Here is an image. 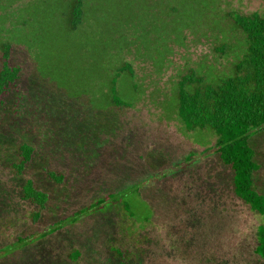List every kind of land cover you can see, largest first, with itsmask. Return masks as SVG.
<instances>
[{
    "label": "rangeland",
    "instance_id": "rangeland-1",
    "mask_svg": "<svg viewBox=\"0 0 264 264\" xmlns=\"http://www.w3.org/2000/svg\"><path fill=\"white\" fill-rule=\"evenodd\" d=\"M182 1L176 17L194 22L182 30L179 42L170 39L174 33L181 36L176 19L171 33L157 12L165 10L164 0L157 1V9L153 0H83V20L72 29L64 13L67 0H7L10 12L0 13L4 29L22 8L9 56L22 68L20 90L27 83L31 43V53L40 50L43 73L56 66L69 93L87 91L90 104L103 108L100 90L113 77L117 96L127 104L112 107V132L100 134L80 155L38 152L33 158L25 175L48 194L39 212L19 198V186L0 159V246L106 192L135 185L139 193L131 188L121 199L127 221L117 205L109 204L0 256V264H264L253 252L255 229L264 217L234 196L231 172L213 150L214 134L184 129L174 105L181 76L191 73L206 84L229 72L242 35L227 14L264 16V0ZM31 132L27 120L0 116V134L21 139ZM248 142L258 164L253 185L264 193V130ZM34 165L62 173L65 180L55 184L35 176ZM72 250L78 252L73 259Z\"/></svg>",
    "mask_w": 264,
    "mask_h": 264
},
{
    "label": "trees",
    "instance_id": "trees-1",
    "mask_svg": "<svg viewBox=\"0 0 264 264\" xmlns=\"http://www.w3.org/2000/svg\"><path fill=\"white\" fill-rule=\"evenodd\" d=\"M157 1L153 0L154 9L158 8ZM164 2L165 10L162 12L161 9H157V12L164 16L169 31L175 30L171 26L175 25L173 20L176 19V26L181 30V36L174 33L175 35H170V39L180 42L183 39L182 30L192 27L194 20L187 18L182 20L176 17L175 14L182 8V0H164ZM161 3L162 0L160 5ZM206 3L205 1L202 9L205 8ZM6 4L7 0H0V13L10 12ZM82 5L83 0L66 2L64 13L71 29L77 27L83 20ZM202 9L200 8V11ZM21 10L22 8H19L11 14L7 19L9 25L5 29L2 24L4 19L0 17V116L12 115L25 119L32 132L27 137L22 136L21 139L8 133L0 134V159L8 167L19 186V198L35 205L39 212L44 208L48 194L35 185L33 176L25 175V170L31 166L33 158L38 152L47 156L58 152L80 155L87 147L97 142L100 134L112 132L115 126L112 107L126 106L127 103L117 96L113 77L109 78L106 88L100 90V94L106 100L103 108L92 105L93 99L89 98L87 91L69 93L63 87L61 79L65 76H56V66L53 70L50 69V73H43L44 67L37 61V53L40 54V50L31 53L32 45L29 40L26 43H29L27 48L30 50L28 52L30 69L25 90H20L22 68L18 64L10 63L9 56L11 45H16L17 29L23 21ZM227 15L234 29L239 30L242 35L239 46L236 44L239 54L235 56L229 72L214 82L211 80L206 84L201 83L202 80L195 78L191 73L181 76L177 82L175 114L184 129H205L214 134L213 150L218 160L228 166L231 172L234 196L245 203L252 212L264 217V193L255 190L252 177L258 164L254 160V152L248 142L251 135L264 130V16L257 12L249 14L230 12ZM1 31H6L8 34L4 35V32L1 34ZM223 47L222 44L216 49L222 51ZM124 67L125 64L119 65L120 70H124ZM129 74H132V71ZM33 168L35 176L44 175L55 184H61L65 180L62 173H57L44 165H34ZM131 188L139 193V186L135 187V185H130L121 191L106 192L89 203L50 221L43 228L16 236L11 242L0 246V256L8 255L13 250L43 238L94 211L106 209L109 204L117 205L122 210L124 220L127 221L125 199H121L125 198ZM38 212H34L35 217L38 216ZM148 218L147 214L145 221ZM255 240L253 252L264 261V221L256 226ZM113 250L122 257L119 250ZM69 256L72 259L76 258L77 250H72Z\"/></svg>",
    "mask_w": 264,
    "mask_h": 264
}]
</instances>
